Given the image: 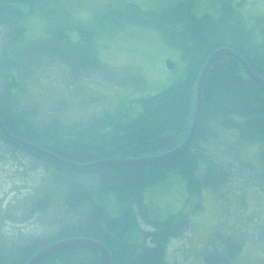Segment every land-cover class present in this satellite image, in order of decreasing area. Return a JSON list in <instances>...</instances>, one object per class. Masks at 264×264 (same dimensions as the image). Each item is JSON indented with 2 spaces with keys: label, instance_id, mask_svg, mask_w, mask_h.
<instances>
[{
  "label": "trees",
  "instance_id": "obj_1",
  "mask_svg": "<svg viewBox=\"0 0 264 264\" xmlns=\"http://www.w3.org/2000/svg\"><path fill=\"white\" fill-rule=\"evenodd\" d=\"M217 1V16L209 12L198 16L192 10L193 0L162 11L141 10L134 3L118 0L117 5H106L83 21L75 19L73 9L60 0H0V120L13 137L75 165L167 153L187 135L197 75L209 54L229 48L253 74L264 79V16L249 25L237 9L242 0L235 4L233 0ZM31 14L45 26V35L36 41L25 38L23 21ZM126 26L157 31L167 46L179 51L185 77L154 95L129 98L113 113L103 111L86 120L64 122L55 116L67 109L66 100L52 102L54 106L40 123L41 105H18L23 84L54 63L66 68L72 82L94 77L105 84L145 87L138 74L126 73L129 79L120 81L118 73L97 57L94 38ZM71 32H76L73 40ZM202 87L201 118L193 143L182 155L156 164L75 170L4 139L0 132L8 154L20 151L48 166L47 189L30 203L28 218L34 220L57 203L47 232L22 243L0 234V264H25L36 252L67 239L103 244L111 264L160 263L168 241L186 228L172 226L173 216L150 219L142 195L145 188L172 172L182 176L189 194L200 195L202 188L220 192L235 180L258 187L264 196V88L254 84L228 57L212 64ZM132 106L139 107L134 117L130 116ZM232 131L235 142L221 139L222 133ZM250 143L259 144L256 166L237 158L239 148ZM204 259L206 264L223 263ZM40 264L100 263L99 255L88 249L65 248Z\"/></svg>",
  "mask_w": 264,
  "mask_h": 264
},
{
  "label": "rangeland",
  "instance_id": "obj_2",
  "mask_svg": "<svg viewBox=\"0 0 264 264\" xmlns=\"http://www.w3.org/2000/svg\"><path fill=\"white\" fill-rule=\"evenodd\" d=\"M60 1L73 9L75 19L83 21L103 10L104 6L117 5L118 2ZM181 1L185 0H119L120 3H134L141 10L155 11H162ZM235 1L239 0H233V3ZM217 8V0H193L192 10L198 16L205 12L217 16ZM237 9L247 23L253 25L255 18L264 16V0H242ZM23 24L26 39L36 41L45 35L44 23L37 15L25 17ZM159 35L153 29L126 26L110 35L101 34L94 38L97 57L103 64L118 73L120 81L129 79L126 73L128 76L140 75L145 84L141 89L133 84H105L94 77L72 82L66 68L54 63L23 84V90L17 95L18 105H41L42 111L37 117L40 123L54 106L52 102L56 104L66 100L69 103L67 109L54 115L61 121L71 122L86 120L92 114L103 111L113 113L119 103H126L129 98L140 94L154 95L185 77V63L179 51L167 46ZM70 36L71 40L75 39L76 32H71ZM166 60L173 63V68L165 67ZM138 110V106H132L130 116H136ZM221 139L235 142L237 137L232 131L222 133ZM5 146L0 140V234L13 242L22 243L34 235L47 232L45 228L56 212L57 203L54 201L50 210H45L34 220L28 218L26 211L30 203L42 194L43 189H47L48 166L42 159H32L20 151L8 154ZM258 147L257 143L245 144L239 148L238 160L256 166ZM189 193L182 176L173 172L144 190L143 203L150 219L165 220L173 216L175 221L172 226L178 230L186 228L168 241L161 253L162 261L158 264H206L204 258L222 264H264V196L258 187L244 186L234 180L220 192L202 188L200 195ZM7 215L8 218L4 219ZM133 238L132 242H136L137 238Z\"/></svg>",
  "mask_w": 264,
  "mask_h": 264
},
{
  "label": "water",
  "instance_id": "obj_3",
  "mask_svg": "<svg viewBox=\"0 0 264 264\" xmlns=\"http://www.w3.org/2000/svg\"><path fill=\"white\" fill-rule=\"evenodd\" d=\"M221 57H228L235 63H237L243 70L244 74L252 81L254 84H257L258 86L264 88V80L253 74L252 70L249 68L247 63L233 50L229 48H219L217 51H213L211 54H209V57L205 61V63L202 65V68L197 75V81H196V88H195V103H194V111L192 116V122L189 127L187 136L185 140H183V143L171 150L167 153H164L159 156L154 157H146V158H137V159H125V160H110V161H102L98 163H93L90 165H75L68 163L66 161H63L59 158H56L53 154L44 151L36 146H33L25 141H22L20 139H17L13 137L4 127L2 121L0 120V132L1 135L4 137V139L13 141L15 143L20 144L21 146L25 147L26 149H31L34 153L41 155L49 160H52L59 165L67 166L69 168L75 169V170H83L84 168H96V167H102V166H145V165H151L156 164L164 161H168L170 159H173L175 157H178L185 153L193 143L197 128L200 122L201 118V111H202V104H203V96H202V90H203V83L206 78V75L211 68L212 64H214L218 59ZM168 69L173 68V63L169 60H166L165 62ZM171 139V137H167V140ZM65 248H86L88 250H91L92 252L99 255L100 264H111L110 256L107 249L99 242L91 240V239H74V240H65V241H58L56 243H53L49 245L48 247L42 249L41 251L35 253L25 264H40L43 260L48 258L53 253H57V251L65 249Z\"/></svg>",
  "mask_w": 264,
  "mask_h": 264
}]
</instances>
